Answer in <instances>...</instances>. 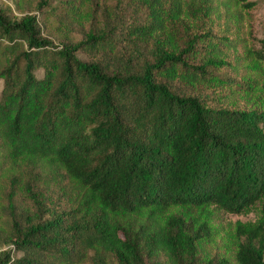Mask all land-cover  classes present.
Here are the masks:
<instances>
[{
  "label": "trees",
  "instance_id": "16d2710c",
  "mask_svg": "<svg viewBox=\"0 0 264 264\" xmlns=\"http://www.w3.org/2000/svg\"><path fill=\"white\" fill-rule=\"evenodd\" d=\"M134 1L143 18L124 36L154 46L140 72L76 55L114 51L112 32L59 46L36 15L0 10V231L12 230L13 245L0 264H264V102L254 97L264 36L256 49L244 29L255 2ZM87 3L72 4L76 19L96 18ZM196 19L209 30L185 35ZM224 69L237 78L223 106L163 80L221 87ZM55 198L67 207L38 217ZM259 202V223L237 227L234 258L214 252L209 208L238 214Z\"/></svg>",
  "mask_w": 264,
  "mask_h": 264
},
{
  "label": "rangeland",
  "instance_id": "374dc122",
  "mask_svg": "<svg viewBox=\"0 0 264 264\" xmlns=\"http://www.w3.org/2000/svg\"><path fill=\"white\" fill-rule=\"evenodd\" d=\"M85 9H94L96 18L81 20L76 19L73 15L72 4L78 0H0V10L7 11V6L12 9V16L19 20L26 14L36 15L42 27L43 34L50 38L56 45L63 46L64 42H78L86 40L89 32L94 31L99 34L102 32H112L116 48L111 51L109 48L95 50L82 48L77 51L76 55L85 62H100L109 71L140 72L145 63L153 60V44L145 43L133 37H125L126 25L131 22H140L142 20V11L134 0H87ZM255 2L252 9L244 11L245 28L252 29L249 36L250 43L254 44V48H260V40L264 36V0H249ZM185 35H194L198 32L209 30L208 25L201 19L186 21L182 27ZM255 70V68H252ZM41 75V72H37ZM217 81H220L221 87L210 85L194 87L182 82H171L163 78L164 81L170 83L172 88L185 95H198L209 106H223L232 95L229 92L230 84L234 83L235 75L224 69L220 73L215 74ZM240 82V81H239ZM4 87V81L0 77V95ZM254 97L259 102H264V93L257 92ZM227 99V100H226ZM243 108L245 101H238ZM67 207L64 200L54 199L51 206L38 215V217L48 218L54 206ZM27 201L20 200L17 202V212L24 215ZM262 204L259 202L253 207L242 213H230L216 206H211L209 211L204 214L203 220H208L212 228L213 241L212 249L217 254H224L234 258V252L237 245V227L242 225H256L261 218ZM195 217L198 212H193ZM6 223L10 222L8 212H3ZM23 218V219H24ZM24 223V222H23ZM9 229V226H7ZM10 235L0 231V253L4 250L12 248L11 243L12 230ZM84 264H97L94 258L89 259Z\"/></svg>",
  "mask_w": 264,
  "mask_h": 264
}]
</instances>
